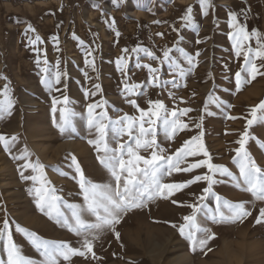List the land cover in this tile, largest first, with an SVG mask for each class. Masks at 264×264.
Masks as SVG:
<instances>
[{
	"label": "rangeland",
	"instance_id": "obj_1",
	"mask_svg": "<svg viewBox=\"0 0 264 264\" xmlns=\"http://www.w3.org/2000/svg\"><path fill=\"white\" fill-rule=\"evenodd\" d=\"M211 3L205 16L198 0H0V93L7 84L14 102L10 115H0V134L17 137L11 154L0 145V226L7 218L13 242L36 264H40L42 257L23 234L16 232V225L35 232L42 239L67 242L72 247H81V238L49 220L37 208L35 196L29 195L28 189L39 185L21 179L19 166L23 161L12 157L26 147L31 153L29 159L39 160L45 166L44 176L49 186L57 190L56 195L69 203H82L72 166L73 156L86 179L94 183L110 180L96 160L95 149L88 143L95 138L87 127V105L90 103L107 101L104 111L111 119L124 114L139 115L127 102L129 99L136 100L142 109H147L149 99L161 100L170 111L192 109L181 117L189 129L178 132L172 140L161 134L158 143L166 149V154H172L185 140L202 130L203 143L212 162L238 175V168L232 161L234 149L239 147L236 141L244 132L247 119L251 118L250 109L264 101V76H258L236 91L235 73L243 58H237L232 49L229 12H236L238 21L249 31L255 29L264 36V0H211ZM189 6L192 8L191 25L181 19ZM29 25L34 31L26 33ZM37 36L40 40L32 43ZM177 41L178 48L195 57L196 67L185 77L176 78L179 87L171 84L153 87L148 82L151 78L148 70L137 65L150 64L159 68L161 81L174 78L171 69L131 49L147 48L162 58L163 49L172 47ZM249 43L256 46L255 39ZM125 48L129 49L127 53L122 52ZM89 50H93L92 57H87ZM170 55L178 58L182 67H188L178 51L174 49ZM121 56L124 57L121 67L127 75L126 82L142 86L138 96L122 94L125 75L116 64ZM45 58L49 74L41 72ZM93 58L95 72L85 63L86 59ZM57 60L60 69L67 74L62 83L55 86L61 92L41 83L42 76L52 79ZM85 72L91 80L85 77ZM94 83L100 85L99 91L92 87ZM86 91L96 94L86 97ZM209 93L224 103L220 107L209 104L204 112ZM63 95L68 96L69 106L79 113L74 120L77 131L72 137L62 136L53 122L54 117L57 121L59 118L58 112H52L53 99L60 100ZM4 98L0 95V100ZM61 106L58 104L57 108ZM196 123H201L200 129L195 127ZM248 134L246 150L264 169V122L253 124ZM126 139L122 137L121 142ZM188 159L191 162L194 158ZM206 171L175 173L165 178V182L184 181ZM26 174L32 173L29 170ZM217 179L223 182L215 184L213 192L234 203L245 202L252 215L242 223L211 224L201 220L216 236L209 242L212 251L207 255L199 249L191 251L189 242L172 227L183 223V216L191 210L174 205L171 200L181 204L195 202L202 188L207 186L201 181L168 200L156 199L147 208L128 212L116 225L119 239L114 233L105 232L93 242L96 258L86 253L85 257H72L70 264H264V222H255L264 202H253L250 193L235 188L227 177L217 176ZM205 203L215 207L213 197ZM0 259H7L3 241H0Z\"/></svg>",
	"mask_w": 264,
	"mask_h": 264
},
{
	"label": "snow or ice",
	"instance_id": "obj_2",
	"mask_svg": "<svg viewBox=\"0 0 264 264\" xmlns=\"http://www.w3.org/2000/svg\"><path fill=\"white\" fill-rule=\"evenodd\" d=\"M198 3L203 14L207 16L208 9L212 7L211 0H198ZM191 12L192 8L189 6L186 14L181 17L188 25L192 23ZM229 27L233 29L229 33V39L232 41L234 54L237 58H243L239 70L235 73V88L236 91H239L242 86L255 80L258 76H264V36L255 29L249 31L244 24L238 21L236 12H229ZM29 31H34L31 25L25 29L26 33ZM253 39H255V47L249 43ZM39 40L40 38L37 36L32 43ZM56 42H59L58 39ZM80 43L83 44V41ZM177 45L178 41L172 47L164 48L162 58L157 57L147 48L138 46L131 49L134 53L143 52L150 61L159 60L161 64H167L171 69L174 78L161 81L158 75L159 68H154L150 64H138V67L148 70L151 77L148 82L153 87H160L162 84L179 87L176 78L185 77L196 67L195 57L188 55ZM174 49L187 63V68L181 66L178 58L170 55ZM128 51L127 48L122 49L124 53ZM92 56L93 50H89L87 57ZM196 56H199V52L196 53ZM123 61V56L116 61L118 69L121 70L122 75H125L122 94L138 96L142 86L139 84L130 85L126 82L127 75L121 67ZM39 62L38 59L37 63ZM43 63L45 67L41 68V72L49 74L50 68L46 58ZM85 63L93 72L96 71L94 58L86 59ZM66 75L60 69V61L57 60L55 71L51 73L52 79L42 76L41 83L49 89L61 92L62 90L55 86L60 85ZM85 77L91 80L87 72H85ZM92 87L96 91L100 90L98 83H94ZM95 94V91L85 92L86 97ZM0 95L5 97L0 100V115H10L14 102L10 98L7 84ZM127 102L139 112L138 116L124 114L117 119H111L104 111L107 101L101 100L87 105V127L89 132L95 136L94 139H89L88 143L95 149L96 160L107 171L110 180L107 183H94L86 179L76 157L73 156L71 158L72 166L83 197L82 203H69L61 196L56 195L57 190L49 186L50 182L44 176L45 166L39 160H30L31 153L26 147L20 151L19 155L12 157L14 160L23 161L19 166L21 179L39 185L28 189L29 195L34 194L35 196L37 208L49 220L55 221L60 227L66 228L81 238L79 241L81 247L77 248L67 242L42 239L35 232L16 225V232L23 234L42 257L40 264H61L62 261L70 264L72 257H85L86 253H91L92 257L96 258V254L93 252V242L105 232H112L119 239L120 233L116 231V225L120 224L125 214L133 209L147 208L149 203L156 199L168 200L189 188L190 185L201 181L205 182L207 186L202 188V194L196 198L195 202L181 204L175 199L171 200L174 205L180 204V206L191 210L190 214L183 216V223L178 226L173 224L172 227L177 228L179 234L189 242L191 251L195 252L199 249L207 255L212 251L208 247L209 242L216 236L209 227L202 225L201 220L211 224L242 223L244 219L252 215V212L246 208L245 202L234 203L213 192V186L223 182L218 180L217 176L227 177L235 188L250 193L253 202H264V169L250 157L245 147L249 139L248 129L258 121L264 122V101L250 109L251 118L247 119L245 130L240 139L236 141L239 147L234 149L235 156L232 157V161L238 168V175L226 166L212 162V157L203 143L204 133L202 130L198 135L185 140L172 154H166V149L158 143V137L161 134L165 139L172 140L178 132L189 129V125L181 117L187 115L192 109L177 110L174 108L170 111L161 100L149 99L147 109L140 108L136 100L129 99ZM223 103L219 97L209 93L203 111L207 112L209 104L220 107ZM52 104L53 114L59 113L58 121L54 117V126L62 136H74L77 131L74 120L79 113L69 106L68 96L63 95L60 100L54 98ZM58 104L62 106L57 108ZM97 109L100 111H96ZM208 114L211 115L210 112ZM228 118L237 119V117ZM202 119L203 116H201V121ZM195 127L200 129L201 123H196ZM125 136L127 139L121 142V138ZM16 141V136L7 137L0 134V145L9 154H11ZM113 142H115V147H112ZM142 152L148 154L143 155ZM200 156L204 158L198 159L197 157ZM188 158L194 159L189 162ZM197 169H207V171L193 175L192 178L184 181L165 182V178L172 177L175 173H193ZM29 170L32 174H26ZM209 197L214 198V208L205 203ZM255 222L257 224L264 222V207L259 209V215ZM0 241H3V252L7 256L6 261L0 259V264H36L35 260L22 254L20 247L13 242L7 218L0 226Z\"/></svg>",
	"mask_w": 264,
	"mask_h": 264
},
{
	"label": "bare ground",
	"instance_id": "obj_3",
	"mask_svg": "<svg viewBox=\"0 0 264 264\" xmlns=\"http://www.w3.org/2000/svg\"><path fill=\"white\" fill-rule=\"evenodd\" d=\"M170 246V245H169ZM177 263V262H176Z\"/></svg>",
	"mask_w": 264,
	"mask_h": 264
}]
</instances>
